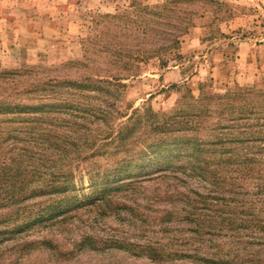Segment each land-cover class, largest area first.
<instances>
[{"label":"rangeland","instance_id":"1","mask_svg":"<svg viewBox=\"0 0 264 264\" xmlns=\"http://www.w3.org/2000/svg\"><path fill=\"white\" fill-rule=\"evenodd\" d=\"M165 1L0 0V73L32 70L48 75L55 70V77L75 79L81 69L78 62H86L87 40L95 32L99 15L126 11L135 18L137 6L154 7ZM203 5H195L194 25L180 36L177 47L164 53L167 65L161 67L158 57L150 58L137 75L118 86L105 85L108 93L103 105L109 103L115 125L129 123L128 117L134 115L136 135L147 142L150 136L157 143L144 148L142 156H133L132 166L117 173L128 184L110 190L109 203L81 206L67 213L63 222L45 227L34 224L22 233L25 239H50L55 248L36 247L16 260L13 241L4 240L0 264H232L233 255L251 250H243L239 243L234 249L231 236L236 237V230L196 227L187 218L183 209L190 208L193 191L207 192L191 172L178 169L187 166L194 145L181 133L161 135L154 130L156 123L200 110L202 103L197 101L202 95L215 97L211 125L227 124L237 115L231 110L218 113L225 105L218 96L253 91L258 99L264 97V0H214ZM83 92L96 95L91 90ZM92 98L85 102H101ZM239 123L244 121L236 123L234 133ZM177 137L183 141H174ZM164 173L166 179L160 178ZM90 178L87 171L75 174L76 196L71 200L88 203L115 185L101 179L92 184ZM0 214V219L7 215L5 210ZM144 247H162L165 258H150ZM72 249V254L64 255Z\"/></svg>","mask_w":264,"mask_h":264},{"label":"trees","instance_id":"2","mask_svg":"<svg viewBox=\"0 0 264 264\" xmlns=\"http://www.w3.org/2000/svg\"><path fill=\"white\" fill-rule=\"evenodd\" d=\"M204 1L214 2L166 0L154 7L137 6L139 15L135 18L126 11L99 15L95 32L87 40L86 62H78L81 69L75 79L55 77V70L48 75L32 70L0 73V211L7 214L0 219V224L6 223L0 225V243L13 241L16 260L36 247L55 248L50 239H25V229L63 222L69 217L67 213L81 206L109 203L110 190L128 184L117 173L132 166L133 156H142L144 148L157 145L150 136L147 142L136 135L137 124L131 122L134 115L128 117L131 126L115 125L109 103L103 105L108 93L105 85L118 86V82L137 75L150 58L158 57L161 67L167 65L164 53L177 47L180 36L194 25L198 14L194 7L205 6ZM83 90L96 95H85ZM255 93L230 92L217 97L225 103L218 113L231 110L237 114L227 124H209L215 97L207 94L197 101L202 103L200 110L154 127L161 135L178 132L188 136L187 141L194 145L187 155V166L178 169L191 172L207 192L193 191L192 204L183 209L184 214L196 227L236 230V237L231 236L234 249L236 244H242L243 250L252 247L233 255L238 264H264V97L258 99ZM88 97L101 98V102H85ZM240 121L244 123L237 124L234 133ZM207 130L211 137H207ZM83 171L90 175L92 184L101 179L115 185L88 203L73 201L75 174ZM143 249H149L152 259L165 258L162 247Z\"/></svg>","mask_w":264,"mask_h":264}]
</instances>
